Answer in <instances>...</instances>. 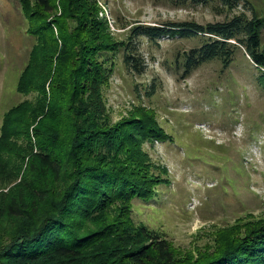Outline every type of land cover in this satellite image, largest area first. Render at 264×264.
<instances>
[{
  "label": "trees",
  "instance_id": "obj_1",
  "mask_svg": "<svg viewBox=\"0 0 264 264\" xmlns=\"http://www.w3.org/2000/svg\"><path fill=\"white\" fill-rule=\"evenodd\" d=\"M15 1L35 40L16 91L36 94L10 108L0 126V156L7 155L2 189L13 184L0 192V264H264L262 221L186 260L161 233L134 224L133 201H153L168 184L166 170L142 149L164 134L141 108L112 124L103 99L114 58L120 56L128 74L142 75L141 41L156 45L163 37L200 39L176 56L183 78L212 61L227 68L241 50L264 89V24L248 3L176 0L226 14L243 11L205 25H134L119 40L94 0ZM12 155L21 161L15 174L7 168Z\"/></svg>",
  "mask_w": 264,
  "mask_h": 264
},
{
  "label": "rangeland",
  "instance_id": "obj_2",
  "mask_svg": "<svg viewBox=\"0 0 264 264\" xmlns=\"http://www.w3.org/2000/svg\"><path fill=\"white\" fill-rule=\"evenodd\" d=\"M94 1L98 17L119 40L134 25H205L243 11L239 6L226 14L176 0ZM244 1L264 24V0ZM28 28L19 3L0 0V126L10 108L35 99L36 93L24 96L16 91L35 45ZM259 35L263 49L264 26ZM200 44L196 37H163L156 45L142 40L145 72L128 74L118 56L103 90L112 124L141 108L152 114L164 134V140L146 142L142 149L152 163L166 170L168 184L158 188L153 201L134 200L131 218L135 225L161 233L183 260L213 251L252 222H264V89L259 73L238 50L227 68L212 61L183 78L174 68L175 63L179 67L176 56ZM6 157L0 156V172ZM20 164L12 155L7 168L15 174ZM5 181L0 174V192Z\"/></svg>",
  "mask_w": 264,
  "mask_h": 264
}]
</instances>
